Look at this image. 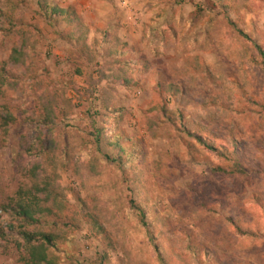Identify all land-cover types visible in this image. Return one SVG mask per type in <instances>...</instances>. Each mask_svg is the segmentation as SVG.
<instances>
[{"label": "rangeland", "instance_id": "obj_1", "mask_svg": "<svg viewBox=\"0 0 264 264\" xmlns=\"http://www.w3.org/2000/svg\"><path fill=\"white\" fill-rule=\"evenodd\" d=\"M41 1L0 0V264H264V0Z\"/></svg>", "mask_w": 264, "mask_h": 264}, {"label": "trees", "instance_id": "obj_2", "mask_svg": "<svg viewBox=\"0 0 264 264\" xmlns=\"http://www.w3.org/2000/svg\"><path fill=\"white\" fill-rule=\"evenodd\" d=\"M41 8H49V4H47L45 2V0L41 1ZM55 11H57L59 14H63L62 11H60L59 9L55 8ZM261 57V65L263 66L264 69V54L261 53L260 54ZM16 56L14 55L12 57L13 60H15ZM48 113L50 116H52L50 109H48ZM39 169V167L37 166H33L31 171L28 173V178L33 182V185L31 186L30 190L23 193L22 196H26L25 194H36L38 195L40 194H47V189L46 188H42L39 184H38V172L37 170ZM33 200H36L37 203L40 202V199H38L37 197H35ZM23 202V201H22ZM33 207L37 208L36 211H33ZM15 210H18L19 212L17 214L18 217H21L27 224H35L36 223V219L33 217V215H40L44 212L43 209H40L38 207V205H25L24 202L22 204H19ZM32 213V214H31ZM20 238L23 241V244L20 245V247L23 249V254L24 256H27L26 258H24L23 263L24 264H50V262L47 260V254L46 251L48 248L52 247V238L49 235H45L43 233H26V232H21L19 234ZM155 250L156 252H158V248L155 245ZM189 252L192 255H195L196 257L199 256V253H197L196 251H193L192 248L189 247ZM159 261L160 263L164 264V259H162L161 257H159Z\"/></svg>", "mask_w": 264, "mask_h": 264}]
</instances>
